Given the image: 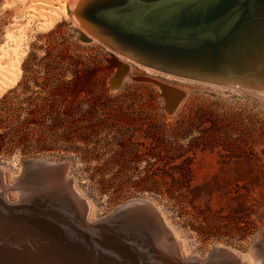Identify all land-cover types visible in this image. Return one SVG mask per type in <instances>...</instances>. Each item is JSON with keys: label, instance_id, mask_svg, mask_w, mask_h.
<instances>
[{"label": "rangeland", "instance_id": "rangeland-1", "mask_svg": "<svg viewBox=\"0 0 264 264\" xmlns=\"http://www.w3.org/2000/svg\"><path fill=\"white\" fill-rule=\"evenodd\" d=\"M5 2L0 0V45L8 30L18 36L28 17L19 0L3 8ZM14 19L19 23L13 29ZM34 20L21 33L22 47L28 46L20 77L0 97V166L7 179L32 193L59 171L28 174L25 160L57 168L64 163V179L93 203L94 219L130 200H148L182 239L189 257L186 262L179 255L181 264H232L225 251L222 260L213 254L218 246L248 264L264 218V98L131 62L101 41L83 40L70 19L44 31ZM121 61L130 70L113 87ZM160 83L184 93L171 113ZM173 165L178 168L169 169ZM157 167L188 171L183 195L158 178L144 179ZM145 216L131 218L124 231L152 249L156 220Z\"/></svg>", "mask_w": 264, "mask_h": 264}, {"label": "bare ground", "instance_id": "bare-ground-1", "mask_svg": "<svg viewBox=\"0 0 264 264\" xmlns=\"http://www.w3.org/2000/svg\"><path fill=\"white\" fill-rule=\"evenodd\" d=\"M11 1L12 3L6 0L3 8L14 5L16 0ZM19 1L25 5L23 11L27 12L26 16L28 17L25 24L19 25V27L21 26L20 28L17 27L19 21L14 19L12 27L14 29V26H16L18 29H21L19 32L20 34L17 36L12 33L13 31L8 30L9 32L4 36L6 42L0 45V97L8 88L14 86L20 77L19 66L27 53L28 46V44L25 43L26 45L22 47L25 34L21 33L24 29L27 28L31 22L35 21L34 19L36 18L40 20L37 29L42 31L48 30L64 17L65 19H70L77 29L89 37V39L101 41L104 44H110L113 50H116L119 55L131 59V62L133 60L140 62L142 65L144 64L151 69L155 68L161 70L168 75L174 74L223 86L242 87L264 98V0H236L232 2L226 10L218 11L217 15L214 16V19L210 22L209 20L200 22V25L196 28H193L192 25L185 22L186 24H183L185 27L184 29L189 28L194 30L200 28L198 32L190 34L180 32H173L171 34L142 33L113 27L102 18V15H104L111 6V4L108 3L109 1L97 7L94 5L91 6L95 0ZM215 1L219 0L197 1V4H200L197 8V12L205 7V5H209L211 2L214 3ZM52 3L58 4L59 7L52 5ZM193 6V3L190 4L189 9L192 10ZM202 14L204 15L205 13ZM242 15L245 17L243 20H241L243 18ZM199 17L202 16L199 15ZM187 18H189V16ZM238 23L239 25L237 26ZM143 39L170 43L177 46L178 49L175 47L167 50L148 49ZM12 41L13 43H11ZM213 41H215V44L216 42L220 43L217 47H211L210 44ZM125 64L126 63L121 61V71L116 77V81L120 79L121 82L123 77H121V75L124 72L123 75H125L130 70L126 66L128 63ZM159 87L161 92H163V87L160 85ZM164 87L171 88L172 86L164 85ZM166 96L167 97H163L165 106L168 104L167 100L170 101L174 99V97H178V95L175 96L174 93L167 94ZM182 97L179 99V102L182 100ZM59 168L60 167L56 168V170L58 169L57 172L59 171L55 174L57 176H45L43 185H41L40 182V184L31 191L32 193H30V190L25 188L24 185L23 187L27 190L22 189V186L20 187L18 185L19 182H15L14 179H7L8 174L6 175V169L0 166V201L4 204L17 205L19 203L18 205H20L17 208H15L16 205L11 207L0 206V211H4L2 217L7 219V217H9L8 212L10 213L13 209H15L13 212L17 215V212L23 210L24 214L29 213V216H33L32 218L30 217V222L25 221L22 223L26 225L27 222L30 224L32 223V225L34 224V226H36L35 229H37L34 230L33 233L28 232L30 235L34 234L33 237L30 238L23 235V233L16 232L12 226V222H6L5 219H2V222H0V228L3 230V232H0V236L10 233L9 237L14 239L18 238L31 244L33 250L29 246L23 248V246L18 245L19 249L16 248V253L20 258L26 260V256L29 258L38 255L40 258L39 264H52L50 260L48 263L43 258L47 256L44 253L40 238L35 234H39L42 239L41 234H44V232V235L55 232L56 234L71 235L76 242L82 244L84 247L86 246L88 249L95 250L96 253L101 254L113 264L177 263L179 255L182 257L183 261L188 259L187 257L189 256L184 248L182 239L179 238L177 233L169 225L162 211L154 204L155 210H153L151 215L146 213L144 209H140V211L144 213V216L146 215L145 217H147V219H153L154 222L156 220V224L152 223L153 227L156 226L157 228L155 231L156 238L152 242V249H154L155 252L147 251L143 260L138 263L135 260L128 261L123 259L124 262H119L113 258L105 249V246L101 244V234L92 229H85L81 232L75 227H73L74 230L72 231L64 229L67 224L76 225L81 218L89 224L94 223L97 219H94V214L92 215L94 210L93 203L81 195V190L75 182L72 184V187L71 180H67L66 177V180L64 179L65 166ZM56 170L54 169L53 171L56 172ZM29 173L30 171L28 174ZM35 173L38 174L39 172ZM24 180L25 179H23V182H25ZM34 181L36 182V180ZM28 186L29 185L26 187ZM32 188H34V185L31 189ZM22 190L25 191L22 192ZM72 199H74L75 202H73ZM33 211H35L36 214H33ZM141 215L142 214H137L138 218H140ZM102 219L105 218L103 217L100 220ZM13 220L15 221V218ZM131 220L130 217H127L129 225ZM261 221L263 222L264 218H262ZM4 222L7 224L5 227L3 226ZM166 228L172 238L170 242L167 241V238V240H165L163 232H165ZM21 235L26 239L21 238ZM257 236L264 240V231L262 230ZM133 240H136V237H133ZM130 243L133 249H136L133 242ZM218 248H220V246H218ZM141 249L145 252L148 248L141 245ZM129 250L132 249L130 248ZM223 250L228 253L226 254L227 256L233 258V261L229 260L233 262L232 264H239V260L241 264H247L239 253H235L231 249ZM1 253L2 251L0 250V255ZM247 255H249L250 264H264V253L263 259L261 260L260 255H258L257 250H255L253 246L249 249V254ZM199 259L202 258L199 257ZM223 262L224 264L226 263V261ZM189 263L191 262L189 261ZM217 263L218 261L216 264ZM31 264H35V261Z\"/></svg>", "mask_w": 264, "mask_h": 264}, {"label": "water", "instance_id": "water-1", "mask_svg": "<svg viewBox=\"0 0 264 264\" xmlns=\"http://www.w3.org/2000/svg\"><path fill=\"white\" fill-rule=\"evenodd\" d=\"M197 1L199 0H95L91 4V6L94 5L97 7L99 5H103V3L106 2L110 3L111 6L106 11V13L102 15V18L104 19V21L106 20L107 23H110V25H112L113 27L122 28L124 30L139 31L142 33L152 32L155 34H171L173 32H180L184 34H190L198 32L200 28L194 30H191L189 28L184 29L185 27L183 26V24H186L185 22H188L187 24L192 25L193 28L198 27L200 25V22H204L205 20H209L210 22L212 19H214L213 17L217 15L218 11H222L224 9L226 10L229 5L236 0H219L215 1L214 3L211 2L209 5H205V7H203L199 12H197V8L200 4H197ZM192 3L194 6L192 10H190L189 5ZM202 13L205 14L203 15ZM199 15L202 17H199ZM188 16L189 18H187ZM244 18L245 17L243 16L241 20H243ZM238 25L239 23L237 24V26ZM80 37L85 41L90 40L89 37H87L83 33H80ZM143 40L145 42L144 44L146 48L148 49L167 50L174 47L178 49L177 46L170 43L148 39ZM219 43L220 42H216L215 44V41H213L210 44L209 42L211 47H217ZM107 45L113 48L110 44ZM120 67L121 62L118 63L116 71L110 79V83L113 87L120 84V79L117 81L115 80L121 71ZM123 74L121 75V77L123 76ZM159 85L163 87V97H167V94L173 93L175 96L178 95V97L176 96L170 101L167 100L168 104L167 106H165V109L168 113H171L177 108L179 99L183 96V93L178 88H165L162 83H160ZM239 88L244 89L242 87ZM23 164L27 167V171L40 170L42 172H46L57 168V166L53 164L32 160H25ZM33 164H36V166H33ZM62 166H65V164L62 163ZM18 204H4L0 201V206L2 207H11L16 205L15 208H17L20 206ZM140 209H144L149 215H151L153 210H155L153 204L150 201L144 199H133L119 206L111 214L104 217L105 219H99L94 223L89 224L83 218H81L78 221L79 223H76V225L67 224L64 229L72 231L74 230L73 227H75L76 229L80 230L79 232L85 229H92L95 232L101 234V244L105 246V249L109 252V254H111L113 258H115L119 262H124L123 260H135L138 263L143 260L147 251L155 252L154 249H147L144 252L141 249V245L137 241L133 240V236L124 231L125 228L129 226L127 217L135 218L138 217L137 214H142L141 216H143L144 213L140 211ZM13 211H15V209H13L10 213L8 212L9 217L5 219L4 217H2L4 211L1 210L0 222H2V219H5L6 222H12V226L14 227V230L16 232L23 233V235L32 238L34 234L30 235L28 232L33 233L34 230H37L35 229L36 226H34V224L32 225V223H29L33 215L29 216V213L24 214L23 210L17 212V215ZM33 212V214H36L35 211ZM14 218L15 221L13 220ZM25 221H29L27 222V225L25 223H22ZM6 222H4L3 224L4 227L5 225H7ZM262 230L264 231V221L262 222L259 233H261ZM167 231L168 229L166 228L165 232L163 233L165 235V240L168 239L167 241L170 242L172 241V238ZM0 232H3L1 228ZM44 234H41L42 239L39 234L35 235H37L42 242L44 253L47 256L43 258L48 263L50 260L52 264H113L112 262L104 258L101 254L96 253L95 250L88 249L86 246L84 247L82 246V244L76 242L71 235L56 234L55 232L47 233V235ZM127 235L130 237H128ZM9 236L10 233H6L3 236H0V250L2 251L0 255V264H31L34 261L35 264H39L40 258L38 257V255L29 258L26 256V260H24L20 258L16 253V248L19 249L18 245L23 246V248H27L28 246L31 248L30 243L22 241L18 238L14 239ZM20 237L26 239L22 235ZM130 242H133V244L136 246V249H133V246ZM252 246L255 248V250H257L258 255H260V259L262 260L264 253V240H262L259 236H255L252 241ZM130 248L132 250H129ZM31 249L33 250V248ZM224 253V250L220 248L213 249V254L220 260H222V258H226ZM166 263L181 264L179 261H177V263Z\"/></svg>", "mask_w": 264, "mask_h": 264}, {"label": "trees", "instance_id": "trees-1", "mask_svg": "<svg viewBox=\"0 0 264 264\" xmlns=\"http://www.w3.org/2000/svg\"><path fill=\"white\" fill-rule=\"evenodd\" d=\"M171 159V158H170ZM166 160V159H164ZM169 162L165 161L164 167L167 166ZM164 167H157L158 173H152L145 176V180H152L153 178H158L159 180H162L164 184L169 185V187L175 188L178 192L177 195H183L182 189L184 186H187L189 181L191 180L190 174L187 172H179V173H167V171H164ZM178 166H170L169 169H177ZM168 178V182H167Z\"/></svg>", "mask_w": 264, "mask_h": 264}]
</instances>
